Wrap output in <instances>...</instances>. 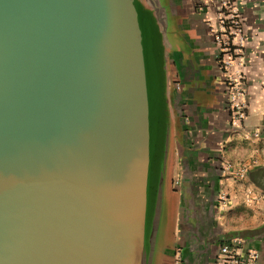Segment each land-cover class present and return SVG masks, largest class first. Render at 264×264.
Wrapping results in <instances>:
<instances>
[{"label": "water", "instance_id": "95a60500", "mask_svg": "<svg viewBox=\"0 0 264 264\" xmlns=\"http://www.w3.org/2000/svg\"><path fill=\"white\" fill-rule=\"evenodd\" d=\"M141 10L0 0V264H146L167 124Z\"/></svg>", "mask_w": 264, "mask_h": 264}, {"label": "crops", "instance_id": "0c3cea01", "mask_svg": "<svg viewBox=\"0 0 264 264\" xmlns=\"http://www.w3.org/2000/svg\"><path fill=\"white\" fill-rule=\"evenodd\" d=\"M137 2L157 33V95L167 124L165 147L158 148L149 177L146 264H213L225 242L257 251L264 264V0ZM225 3V13L237 9L246 36L230 71H241L246 91L241 128L230 125L213 39ZM222 160L248 165L246 176L223 179ZM221 189L229 194L223 210L217 207Z\"/></svg>", "mask_w": 264, "mask_h": 264}, {"label": "built area", "instance_id": "2783aa9c", "mask_svg": "<svg viewBox=\"0 0 264 264\" xmlns=\"http://www.w3.org/2000/svg\"><path fill=\"white\" fill-rule=\"evenodd\" d=\"M226 0H223L225 2ZM223 4L217 15V26L213 29V39L220 51V65L225 72L226 78V99L230 111V125L233 128H241L247 118L246 91L242 82L241 71H231L233 60L241 52L246 43V36L243 32L242 20L236 10L224 12ZM178 87V86H177ZM257 136L258 133L254 132ZM255 162V161H253ZM220 176L223 179H243L248 172V165L241 163L235 166L228 160H222ZM218 208L223 210L229 204L227 190L221 189L218 193ZM239 242V241H237ZM259 254L255 250L241 252L235 243H222L213 264H258ZM175 264H179V260Z\"/></svg>", "mask_w": 264, "mask_h": 264}, {"label": "rangeland", "instance_id": "374dc122", "mask_svg": "<svg viewBox=\"0 0 264 264\" xmlns=\"http://www.w3.org/2000/svg\"><path fill=\"white\" fill-rule=\"evenodd\" d=\"M166 134H167V131L164 129V130H163V136H164V137H163V140H165V138H166V136H167Z\"/></svg>", "mask_w": 264, "mask_h": 264}, {"label": "flooded vegetation", "instance_id": "af4514ba", "mask_svg": "<svg viewBox=\"0 0 264 264\" xmlns=\"http://www.w3.org/2000/svg\"><path fill=\"white\" fill-rule=\"evenodd\" d=\"M217 207H218V203H217ZM217 252H218V248H217V250H216V252L214 254V259H215L216 255H217Z\"/></svg>", "mask_w": 264, "mask_h": 264}]
</instances>
